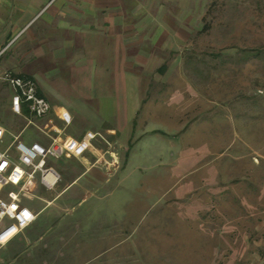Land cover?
Segmentation results:
<instances>
[{
    "label": "rangeland",
    "instance_id": "rangeland-1",
    "mask_svg": "<svg viewBox=\"0 0 264 264\" xmlns=\"http://www.w3.org/2000/svg\"><path fill=\"white\" fill-rule=\"evenodd\" d=\"M190 1L189 32L166 57L171 70L165 80L148 89L133 140L122 144L114 121L98 129L113 146L96 141L106 159L113 153L121 163L128 158L111 184L110 198L79 206L70 198L77 187L69 189L37 223L56 224L66 207L64 224L82 225L89 212L88 223L110 224V234L122 239L116 248L103 242L77 253L74 247L55 248L49 264H56L60 251L63 264H85L82 257L98 252L99 264L130 248L147 264H264V0ZM6 72L20 76L0 71V126L9 132L0 149L16 136L46 141L12 113L13 92L2 80ZM50 119L64 134L82 130L77 123L65 129L54 114ZM52 165L62 180L53 191L38 188L42 199L55 196L82 171L75 159ZM44 199L29 208L42 210Z\"/></svg>",
    "mask_w": 264,
    "mask_h": 264
},
{
    "label": "crops",
    "instance_id": "crops-1",
    "mask_svg": "<svg viewBox=\"0 0 264 264\" xmlns=\"http://www.w3.org/2000/svg\"><path fill=\"white\" fill-rule=\"evenodd\" d=\"M190 11V0H0V71L35 79L54 113L69 112L73 118L71 126L77 123L82 128L66 135L81 139L89 131L100 133L98 129L114 121L122 144H128L133 140L148 89L165 80V71L171 70L165 66L166 57L176 52L185 39L183 35L189 32ZM108 132L113 134L116 130L109 128ZM101 153L96 147L85 158L75 159L81 173L66 182L55 196L43 198L47 204L40 211L28 205L43 200L36 193L43 187L39 181L31 185L36 198L23 202L37 219L0 247V252H4L0 264H18L22 257L24 264H49L47 257L55 248L63 251L74 247L77 253L80 248H95L102 242L105 247L118 246L117 240L122 238L110 234L111 225L98 227L88 223L87 217L92 214L89 212L79 226L63 223L62 212H69L66 207L58 214L61 217L56 224H37L42 211L69 189L77 187L70 198L79 206L92 199L98 202L110 198L111 184L121 176L128 158L124 163L116 160L114 167L113 159H106ZM100 157L107 161L108 168L95 164ZM99 230H108V234L97 236ZM46 239L53 241L40 246ZM61 251L56 264L66 261ZM98 253L80 261L96 264ZM102 263L148 261L130 248L128 254H115L99 261Z\"/></svg>",
    "mask_w": 264,
    "mask_h": 264
},
{
    "label": "built area",
    "instance_id": "built-area-1",
    "mask_svg": "<svg viewBox=\"0 0 264 264\" xmlns=\"http://www.w3.org/2000/svg\"><path fill=\"white\" fill-rule=\"evenodd\" d=\"M2 80L13 92L12 113L25 118L28 127L36 128L47 139L44 142H27L21 136H16L10 145L0 149V247L10 243L37 219V215L23 202L24 199L36 198L31 192V185L39 181L44 189L53 191L62 180L61 173L53 163L83 159L96 150L95 143L99 140L113 147L101 133L89 131L81 139L64 134L65 130L54 125L50 116L54 114L66 129L73 123L71 114L67 111L54 113L52 104L41 94L33 79L6 72ZM43 121H48L45 127L38 126L37 123ZM7 134V130L0 126V146L5 144ZM112 156L115 167L116 154ZM95 164L109 167L103 157L98 158ZM50 176L53 177L52 181L49 180Z\"/></svg>",
    "mask_w": 264,
    "mask_h": 264
},
{
    "label": "bare ground",
    "instance_id": "bare-ground-1",
    "mask_svg": "<svg viewBox=\"0 0 264 264\" xmlns=\"http://www.w3.org/2000/svg\"><path fill=\"white\" fill-rule=\"evenodd\" d=\"M49 180H50V181H52V180H53V177H52V176H50V177H49Z\"/></svg>",
    "mask_w": 264,
    "mask_h": 264
}]
</instances>
